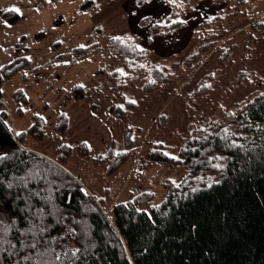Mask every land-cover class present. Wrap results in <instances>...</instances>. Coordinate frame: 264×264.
<instances>
[{"label": "trees", "instance_id": "trees-1", "mask_svg": "<svg viewBox=\"0 0 264 264\" xmlns=\"http://www.w3.org/2000/svg\"><path fill=\"white\" fill-rule=\"evenodd\" d=\"M198 1L175 0L168 22L151 25V32L178 28L183 23L171 21H180L178 16L190 11ZM95 2L83 0L80 8L93 11ZM243 12L246 11L237 8L225 17L203 20L198 30L204 34L207 27L223 28L226 19ZM0 13L11 22L20 18L10 9ZM252 26L257 31L264 30V19ZM116 36L123 42L114 40ZM116 36L109 37L107 45L121 59L125 71L99 67L96 73L109 79L111 92L124 102L123 108L118 107L122 104L109 107L112 114L124 120L138 103H130L122 89L131 87L151 93L170 85L173 76L167 65L154 60L152 52L140 46L139 36ZM213 45H199L201 52L185 58L184 65L199 62L202 51ZM233 47L234 44L223 51L221 60L229 57ZM99 48L97 43L74 47L72 61ZM28 62L27 57H19L0 67V89L6 76ZM205 77L208 80L200 81L193 95L207 94L216 85L215 73ZM247 78L248 72L242 70L237 80ZM80 85H74L68 97L83 98L86 86ZM262 94L264 91L250 93L235 109L226 111L225 118L240 135L221 124L197 123L184 136L177 159L166 153L162 143H151L145 153L149 164L173 166L182 162L187 175L178 183L164 181L165 196L158 203L153 202L151 190H144L114 203L106 214L104 200L89 193L67 170L71 147L62 146L58 160L26 147V134L43 138L45 119L34 113L30 127L17 136L0 92V155L7 154L0 160V218L10 226V230L0 233V264H264ZM17 96L25 98L22 93ZM57 120L56 128L64 132L67 116L60 114ZM126 139L132 143L129 134ZM79 152L90 157L85 141L80 143ZM130 156L128 151H118L93 160L106 162L107 172L113 174ZM75 249L80 251L73 256Z\"/></svg>", "mask_w": 264, "mask_h": 264}, {"label": "rangeland", "instance_id": "rangeland-1", "mask_svg": "<svg viewBox=\"0 0 264 264\" xmlns=\"http://www.w3.org/2000/svg\"><path fill=\"white\" fill-rule=\"evenodd\" d=\"M82 2L0 0V10H20V18L14 22L0 13V67L19 57H30L26 66L3 79L4 106L15 132L26 131L34 113L44 117L43 138L26 134L25 146L58 160L59 149L70 145L67 170L89 193L104 200L106 214L114 203L131 199L144 190H151L153 202L158 203L165 196L163 182H180L188 169L182 162L173 166L149 164L145 157L149 145L160 142L166 153L177 159L184 136L197 123L221 124L240 135L225 118L226 111L235 109L250 93L264 91V30L257 31L252 26L264 19V0L227 2L218 16L225 17L237 8L246 12L226 19L223 28L212 26L204 34L198 32L187 48L171 58L154 55V60L168 66L173 81L151 93L131 87L122 89L126 99L138 103L124 120L109 110L112 104L125 107L124 102L111 92L109 79L97 74L96 69L125 71L107 40L134 33L130 16L124 14L128 0H96L93 11L80 8ZM211 42L214 45L202 51L199 62L190 67L184 65L185 58L201 52L200 44ZM92 43L100 48L72 61L74 47ZM232 44L229 57L221 60L223 51ZM242 70L248 72V78L239 82ZM210 73L217 76L213 89L204 95H193L196 85ZM76 84L86 86L81 99L68 97ZM17 90L20 92L15 94ZM20 93L25 98H19ZM60 114L68 118L64 132L56 128ZM126 134L132 139L131 144ZM83 141L88 145L89 158L79 152ZM118 151H128L131 156L113 174L107 172L106 162L93 160Z\"/></svg>", "mask_w": 264, "mask_h": 264}, {"label": "crops", "instance_id": "crops-1", "mask_svg": "<svg viewBox=\"0 0 264 264\" xmlns=\"http://www.w3.org/2000/svg\"><path fill=\"white\" fill-rule=\"evenodd\" d=\"M225 4L227 2L221 0H199L193 11L178 16L184 21L181 26L159 33H152L150 27L153 24L164 25L168 22L173 13V6L168 0H152L151 4L139 6L135 0H128L124 14L130 16L132 31L140 37V46L151 51L153 56L166 59L187 48L195 34H201L197 25L203 20L210 21L218 16ZM145 16L149 19H145Z\"/></svg>", "mask_w": 264, "mask_h": 264}, {"label": "snow or ice", "instance_id": "snow-or-ice-1", "mask_svg": "<svg viewBox=\"0 0 264 264\" xmlns=\"http://www.w3.org/2000/svg\"><path fill=\"white\" fill-rule=\"evenodd\" d=\"M48 2L51 3V0H48ZM168 2L171 4V3H174L175 0H168ZM135 3H136L138 6L141 5V4H151V3H152V0H135ZM11 11L19 12L20 10H19L18 8H13V9H11ZM144 18H145V19H149L148 16H145ZM171 23H172V24H176V23H184V21H183V20H180V21L172 20ZM113 39H114V40H118V41L123 42L122 38L119 37V36L113 37ZM128 39H132V38H131V37H128ZM81 47H83V45H81ZM138 47H139V46H138ZM141 51H143V49H141ZM29 59H30V57H29ZM122 74H123V73H122ZM25 75H27V74H25ZM80 87H83V85H80ZM209 87H210V85H209ZM2 91H3V89H0V92H2ZM262 95H264V94H262ZM130 103H132V104H136L137 102H136L135 100H131ZM118 107L123 108V105H118ZM22 134H23V133H19V132L16 133L17 136L22 135ZM69 147H70V145H69ZM89 147H90V145H89ZM6 155H7V154L0 155V160L4 159ZM174 158H175V157H174ZM217 167H219V165H217ZM8 187L11 188L12 185H11V184H8ZM85 194H87V193H85ZM13 223H14V221H13ZM7 230H10V226H9V225H6V224L4 223V220H3L2 218H0V233H2L3 231H7ZM32 247H35V245H32ZM79 251H80V249H75V250L72 251L71 254H72L73 256H75L76 253H78ZM65 255H68V253H65ZM56 259H57V260L60 259L59 255H57Z\"/></svg>", "mask_w": 264, "mask_h": 264}]
</instances>
